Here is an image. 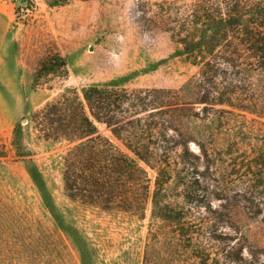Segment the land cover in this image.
<instances>
[{
  "label": "trees",
  "instance_id": "16d2710c",
  "mask_svg": "<svg viewBox=\"0 0 264 264\" xmlns=\"http://www.w3.org/2000/svg\"><path fill=\"white\" fill-rule=\"evenodd\" d=\"M74 1L87 0H45L50 8ZM139 7L148 29L170 36L171 56L197 73L177 90L125 87L163 60L81 93L67 89L34 114L44 140L71 146L66 192L140 219L150 206L142 264H264V242L247 225L264 231V0L141 1ZM65 68L56 54L40 71ZM13 146L38 182L40 170L21 152L18 130ZM142 164L156 174L153 190Z\"/></svg>",
  "mask_w": 264,
  "mask_h": 264
},
{
  "label": "rangeland",
  "instance_id": "374dc122",
  "mask_svg": "<svg viewBox=\"0 0 264 264\" xmlns=\"http://www.w3.org/2000/svg\"><path fill=\"white\" fill-rule=\"evenodd\" d=\"M141 1L164 0H87L55 8L45 0H0V264H142L151 207L140 219L71 198L64 162L71 146L44 140L33 120L67 89L81 93L163 60L125 87L177 90L197 73L171 56L175 47L168 34L148 29ZM56 54L66 68L43 74L41 67ZM98 127L126 152L104 125ZM16 130L21 152L40 170L36 183L13 146ZM142 166L153 190L156 174ZM247 225L263 243L264 231Z\"/></svg>",
  "mask_w": 264,
  "mask_h": 264
},
{
  "label": "water",
  "instance_id": "95a60500",
  "mask_svg": "<svg viewBox=\"0 0 264 264\" xmlns=\"http://www.w3.org/2000/svg\"><path fill=\"white\" fill-rule=\"evenodd\" d=\"M21 3H22L21 0H18L17 4H18V5H21Z\"/></svg>",
  "mask_w": 264,
  "mask_h": 264
}]
</instances>
